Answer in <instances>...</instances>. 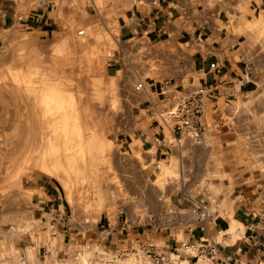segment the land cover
<instances>
[{"label": "rangeland", "instance_id": "obj_1", "mask_svg": "<svg viewBox=\"0 0 264 264\" xmlns=\"http://www.w3.org/2000/svg\"><path fill=\"white\" fill-rule=\"evenodd\" d=\"M122 10L119 0H0L1 241L29 235L36 243L43 188L59 193L87 232L84 264H105L104 250L93 243L107 219L162 226L175 220L186 230L201 220L194 213L201 205L200 214L209 221L220 214L225 230L238 236L233 197L251 191L264 203V78L249 93L218 103L208 88L201 140L181 155L189 167L178 168L180 155L156 164L130 140L145 100L134 85L174 84L181 72L169 57L119 40ZM248 40L263 56L264 35ZM172 234L189 245L183 256L196 251L181 233ZM140 251L123 257L140 264Z\"/></svg>", "mask_w": 264, "mask_h": 264}, {"label": "crops", "instance_id": "obj_2", "mask_svg": "<svg viewBox=\"0 0 264 264\" xmlns=\"http://www.w3.org/2000/svg\"><path fill=\"white\" fill-rule=\"evenodd\" d=\"M119 2L123 9L117 17L119 40L126 45L132 42L135 50L152 51L156 58L167 56L173 64L177 62L181 75L174 78V85L184 88L205 86L213 91V103H218L221 99L249 93L256 86L255 81L264 78V55L257 56L248 40L250 35H264V15L257 14L264 11V0ZM126 49L124 47L122 52ZM136 118L140 127L135 129L132 139L129 138L140 143L139 150L148 157L153 155L156 164L174 162L170 161L171 157L180 155L178 168L189 167L181 155L190 147V142L186 141L180 147H165L156 142L151 128H142L143 117ZM43 189H46L43 193L46 209L39 213L32 231L36 243L29 235L21 237L20 241L0 240V264H19V261L21 264H46V259L49 264H84L80 251L88 247L87 232L73 222L59 193L50 188ZM233 198L232 214L240 225L238 236L225 230L220 214L212 221H196L186 230L185 224L175 220L162 226L154 220L141 223L139 219L126 217L113 223L107 219L94 233L98 239L93 244L99 242V248L104 250L103 263L128 264L129 258L123 257L126 256L124 252L137 250L144 244L153 245L170 257L176 250L181 252L182 242L177 234H172L174 232L181 233L187 243L205 246L203 242L208 240L218 249L212 259L197 251L186 256L181 252L176 264H264L261 253L264 249V203L251 191H241ZM153 215L155 219L159 217L158 213ZM11 245L15 248L13 255H10ZM140 253V264H151L146 254Z\"/></svg>", "mask_w": 264, "mask_h": 264}, {"label": "built area", "instance_id": "obj_3", "mask_svg": "<svg viewBox=\"0 0 264 264\" xmlns=\"http://www.w3.org/2000/svg\"><path fill=\"white\" fill-rule=\"evenodd\" d=\"M83 34V31H79ZM137 93L144 94L143 102V120L148 123V127L153 130L156 142L163 146L180 147L186 141L192 144H199L201 140L200 118L204 108L205 101L209 96V89L205 86H192L181 89L170 83L168 80L159 83H146L139 80L134 85ZM196 217L201 220L209 218L201 205L194 206ZM205 246H196L197 253L205 255L212 259L218 249L212 242L205 240ZM181 248H187L189 245L181 243ZM195 247L194 245H190ZM149 258L151 264H176L180 258L181 252L176 250L173 257L150 244H144L139 247ZM264 255V249L261 250ZM175 258V259H174Z\"/></svg>", "mask_w": 264, "mask_h": 264}]
</instances>
